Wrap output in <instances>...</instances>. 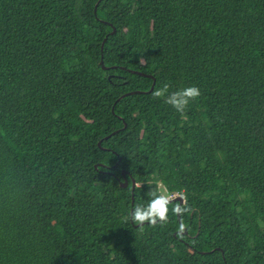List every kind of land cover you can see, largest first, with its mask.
<instances>
[{"label": "trees", "instance_id": "trees-1", "mask_svg": "<svg viewBox=\"0 0 264 264\" xmlns=\"http://www.w3.org/2000/svg\"><path fill=\"white\" fill-rule=\"evenodd\" d=\"M98 1L0 0V264H264V0Z\"/></svg>", "mask_w": 264, "mask_h": 264}, {"label": "clouds", "instance_id": "clouds-1", "mask_svg": "<svg viewBox=\"0 0 264 264\" xmlns=\"http://www.w3.org/2000/svg\"><path fill=\"white\" fill-rule=\"evenodd\" d=\"M169 89L170 85L166 83L161 89L156 90L153 95L157 98L166 96L165 102L181 114L185 112L190 101L195 100L202 94L197 86H189L172 92H169ZM148 195L150 197L149 202L146 205H136L131 212V220L138 226H142L145 222H149L154 226L158 221H166L167 219L170 197L159 193L158 190H150ZM186 210L174 209L176 212ZM182 230L183 226H181Z\"/></svg>", "mask_w": 264, "mask_h": 264}, {"label": "water", "instance_id": "water-1", "mask_svg": "<svg viewBox=\"0 0 264 264\" xmlns=\"http://www.w3.org/2000/svg\"><path fill=\"white\" fill-rule=\"evenodd\" d=\"M100 1H101V0H99L98 3H97L96 6H95V13L97 12V9H98V6H99V4H100ZM116 31H117V29L113 27V32L111 33V35H114V34L116 33ZM105 42H106V40H105V41L103 42V44H102V51H103V48H104ZM100 65L102 66L103 70H109V69H111V68L106 67V66L104 65L103 57H102V60H101ZM134 73H137V72H134ZM137 74H138V73H137ZM139 74H140L141 76H146V77H148V78L153 79V85H152L150 91H149V92L136 91V92H130V93H127V94L121 96V97L117 100V103L120 102L122 99H124V98H126V97H129V96H132V95H137V94H148V93H152V92L154 91V88H155V85H156V80H155V78H154L153 76H151V75H145V74H143V73H139ZM123 129H126V124H125V126H124ZM117 133H118V131L114 132V133L111 134L110 136H112V135H116ZM110 136L106 137L105 139H108ZM102 142H103V140H101V141L98 143V146H99L100 148H102ZM102 149H104V148H102ZM104 150H105V149H104ZM99 167L104 168L105 166L102 165V164H99V165H96V166H95L96 169H98ZM122 177H123V180L120 181V187H121V188H125V189H126V188L129 187L130 182L132 183V206H134V204H135V194H134V191H135V189H136V187H137L136 181H135L134 179H132V178H129V177H128V174H127L126 171H122ZM172 203H179V208L181 209V207L185 204V198H184L183 196L176 195V196H174L173 198H170V203H169V204H172ZM131 212H132V211H131ZM177 213H178V220H179L181 226H183V224H182V222H181V212H177ZM146 224H148V223H144L142 226H144V225H146ZM142 226L135 225V228H139V227H142ZM183 229H184V228H183ZM178 234H179V235H187V231L184 229V230H182V231H179V232L175 233L174 236L177 237Z\"/></svg>", "mask_w": 264, "mask_h": 264}, {"label": "rangeland", "instance_id": "rangeland-1", "mask_svg": "<svg viewBox=\"0 0 264 264\" xmlns=\"http://www.w3.org/2000/svg\"><path fill=\"white\" fill-rule=\"evenodd\" d=\"M161 192H162V194H164V195H167V196H169L170 198H173V197H171L170 195H168V194H166L167 192L165 191V189L161 186Z\"/></svg>", "mask_w": 264, "mask_h": 264}, {"label": "built area", "instance_id": "built-area-1", "mask_svg": "<svg viewBox=\"0 0 264 264\" xmlns=\"http://www.w3.org/2000/svg\"><path fill=\"white\" fill-rule=\"evenodd\" d=\"M171 197H173V196H171Z\"/></svg>", "mask_w": 264, "mask_h": 264}]
</instances>
